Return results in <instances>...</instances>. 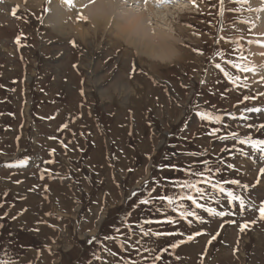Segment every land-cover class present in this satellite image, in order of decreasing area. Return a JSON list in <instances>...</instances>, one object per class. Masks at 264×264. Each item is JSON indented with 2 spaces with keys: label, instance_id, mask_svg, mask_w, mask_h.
Instances as JSON below:
<instances>
[{
  "label": "rangeland",
  "instance_id": "obj_1",
  "mask_svg": "<svg viewBox=\"0 0 264 264\" xmlns=\"http://www.w3.org/2000/svg\"><path fill=\"white\" fill-rule=\"evenodd\" d=\"M178 1L185 9L175 6ZM178 1L164 4L168 10H158L156 0L147 4L159 11V25L160 17L168 14L173 32H162L177 38L176 50L186 54L180 60L175 53L174 60L165 63L136 52L127 39L112 37L107 29L98 28L97 37L91 34L85 43L72 37L71 28H93L73 6L59 16L73 33L68 39L49 30L48 23L36 38L30 23L24 28L29 47L24 55L18 54L14 44L23 34L25 20L11 13L15 5L21 14L34 9L26 7L25 0L19 4L0 0L5 4L0 7V261L117 264L124 257L153 264L152 258L159 255L155 264H264V218L258 210L264 204V175L243 161L230 160L233 152L228 151L223 160V145L213 141L212 129L224 130L223 123L229 125V138L236 133L239 101L226 93L207 55L218 46L237 54L253 47L264 54V48L250 43L256 19L264 23V0H225L223 13L219 0H197L198 8L188 0ZM115 4L113 19H128L130 9L142 13L143 8L154 16L144 2L133 7L120 0ZM152 23L155 28L154 18ZM218 36L222 39L217 44ZM72 38L80 45L76 50L69 48ZM73 63H79L80 74L72 71ZM23 73L26 79L21 80ZM229 86L234 92L242 89ZM199 96L204 108L198 113L212 118L195 115ZM218 100L223 103L215 107ZM208 108L220 111L227 121H217ZM226 147L243 154L247 149ZM80 150H86L87 158L76 166ZM21 160L26 163L20 164ZM237 165L241 168L233 172ZM197 180L208 181L197 185L202 193L179 186ZM232 180L240 183H227ZM133 190L137 195L131 197ZM228 191L244 200L243 210L239 201H229ZM186 194L226 215H209L191 201L179 199ZM158 196H171L174 203ZM142 199L151 203L141 205ZM187 212L203 222L181 216ZM141 228L175 235L144 236ZM180 240L186 242L170 247Z\"/></svg>",
  "mask_w": 264,
  "mask_h": 264
},
{
  "label": "bare ground",
  "instance_id": "obj_2",
  "mask_svg": "<svg viewBox=\"0 0 264 264\" xmlns=\"http://www.w3.org/2000/svg\"><path fill=\"white\" fill-rule=\"evenodd\" d=\"M6 1L11 2V3L12 2L16 3V2H19L20 0H6ZM25 1L27 2L26 7H28V8L31 7L33 9H38L41 2L46 1L48 3V7H47L48 12L46 13V16H45L46 22L50 24L51 28L55 29V34L61 36L62 38L64 37V38L68 39V37L71 36L70 34L75 33L74 36H72V37H76L85 43L90 38L91 34H93L92 35L93 38L94 37L96 38L98 35V32H99L98 28H100V29L102 28L105 32H106V29L111 31L109 34L112 35V37L114 36L115 38H119V39H127V45L131 46L133 49H135L136 52L148 57L149 59H151L153 61H159V62L167 63V61L169 62V61H172V59L174 60V57L176 56L175 53L180 55L179 56L180 60L183 58L184 55H186L184 52H180V51L176 50L179 48V47L175 48L176 43H177V40H176L177 38L175 39V37H172V35L169 36V35L164 33L167 30H169V32H173L172 26H170L169 23H167L168 19L166 20V16H168V14L163 16V17H160V19L162 21V25H159L157 20H156L157 16L159 15V14L157 15V13L159 11L153 9V7H151L150 5H147V6L152 10V13L154 16H150V14L147 13V9H145V8H143L144 12H142V13H141V10H138L139 13H136L130 9L129 10L130 17L129 18L127 17L128 19H123V20L120 19L119 20L117 18V16H116V19H113L111 16L112 10L117 9V8H114L117 0H98V3H96V4H92L91 3L92 0H86L87 9H86L85 17L89 20V23L87 22L88 24H90L89 27H91V28L93 27V28L91 30H88V31L85 30L86 27H85V29H81L78 27L77 28H71V31H74L72 33L70 31H68L67 27L65 25H63V23L60 21L59 16H61V18H62L63 12L60 9L61 8L60 6H59L60 7L59 8V7H57V5L55 3H53V2H56L59 0H25ZM150 1L154 2V0H150ZM88 2L91 4H88ZM120 2L121 3L124 2V4H126V6L130 5L131 7H133L135 4L136 5H138L139 3L142 4L143 1L142 0H120ZM67 6H69V5H67ZM175 6L183 7V9H185L184 4L179 3V1L177 4H175ZM74 7H78L80 9H85L83 7V5H74ZM185 7H186V5H185ZM252 7H255V6H252ZM256 7H258V5H256ZM160 9L168 10L166 5H163L158 10H160ZM180 9H182V8H180ZM184 11H186V10H184ZM82 14H84V12H82ZM125 14H126V12H125ZM180 14H181V12H180ZM115 15H117V14H115ZM118 15H119V13H118ZM133 15H137V16H133ZM226 15H227V13H226ZM153 18L156 21L155 26H154L155 28H152L153 27V23H152ZM80 24H81V22H80ZM74 25H73V27H74ZM108 25H110L109 28H107ZM76 26L77 25H75V27ZM156 28H160V31L156 30ZM162 31H164V32H162ZM114 32L116 33L115 35H113ZM107 33H108V31H107ZM131 34H132L133 38L130 36ZM253 34H255V37L251 39V41H250L251 44L253 46L264 45V23H260V21L258 19H256V22L254 23ZM155 38H157V39L155 40ZM178 44H180V43H178ZM261 47L264 48V46H261ZM258 49H260L259 46H258ZM259 53H261V52H259ZM190 57H192V56H190Z\"/></svg>",
  "mask_w": 264,
  "mask_h": 264
},
{
  "label": "snow or ice",
  "instance_id": "obj_3",
  "mask_svg": "<svg viewBox=\"0 0 264 264\" xmlns=\"http://www.w3.org/2000/svg\"><path fill=\"white\" fill-rule=\"evenodd\" d=\"M64 2L66 4H68L69 6H72L73 4V0H64ZM144 2V5L145 7L147 6L148 4V0H143ZM188 2L194 7V8H198L199 5L197 3V0H188ZM232 2L234 3H247V0H232ZM177 3V0H156V5L157 7H162L164 4H175ZM219 4H220V10H221V13H223V11H225V8H224V4H225V0H219ZM228 11H234L235 9H227ZM12 15H16V10L14 9L13 12H12ZM81 19H86V17H80ZM19 40V38H17V41ZM261 46H264V45H261ZM218 55H220V53H217ZM232 66L235 67V68H239L242 72H251V71H254V68L252 67H242L240 64L238 63H235L234 61L232 62ZM217 68H220V65L217 64L216 65ZM223 71V69H221ZM225 75H229L227 72H225ZM237 80L240 79V77H236ZM245 79H247V77H245ZM262 79H264V77H262ZM245 99H255V97H245ZM246 111L248 112H262L264 111V109H261V108H258V107H255V108H248L246 109ZM201 116V119H210L212 118L210 116V114H207V113H200L199 114ZM217 121L219 120V118L217 117L216 118ZM247 127L249 128H252V127H255L254 125L252 124H248ZM259 128L260 129H264V124H260L259 125ZM215 133H213L214 135ZM233 138H236L237 134L233 133L232 134ZM220 139H224V137H220ZM240 143L241 144H249L253 149H256L258 150L260 153H264V139H253L251 136H246L244 139H241L240 140ZM247 155V154H245ZM20 164H25L26 161L25 160H21L19 161ZM168 167H171L173 169L176 168L175 165H169ZM231 167V165H230ZM131 171V169L129 170ZM261 172H264V169H261ZM196 175H203L202 173H197ZM208 181H204V180H197L196 182H184L183 184H180L179 186L181 188H188V189H191L193 191H195L196 193H202L203 190L201 188H199L197 185L200 184V183H206ZM227 183H231V184H239L240 182L238 180H232V181H227ZM213 188H218V191L223 193L225 192V189L223 187H218V185H212ZM247 187V186H245ZM137 195V192L135 190H133V192L131 193V196L134 197ZM227 197L229 199V201H239V206L241 208V210L244 209L245 207V203H244V200L241 199L240 197L236 196L232 191H228L227 192ZM131 197H129L130 199ZM159 200L161 201H167V203L169 205H172L174 203V199L173 197L171 196H158L157 197ZM179 199L183 200V199H187L189 201H191L193 204L196 205V207L198 208H204V210L209 214V215H212V216H224L226 215L225 212H218L216 209L214 208H211V207H208V208H205V206L203 204H200L198 203L197 199L191 195V194H186V195H183L181 197H179ZM151 203V200L150 199H142L139 201V204L141 205H147ZM260 213H261V218H264V204H262L261 208L259 209ZM181 216L184 217V218H187V216H194L197 220H200L201 222L202 221V218L197 216L194 212H187V213H181ZM14 218V217H13ZM168 222H172L171 221V218H168ZM144 223H148V224H151V223H154V221H151V220H145ZM156 223H159L158 221ZM247 227V225H244L241 227V231L244 230V228ZM116 231H119V229H116ZM141 231L143 233L144 236H148V235H153V236H162V235H175V233H163V232H150L148 230H145L143 228H141ZM201 233H196V235H200ZM182 235V234H181ZM92 239H95V237H93ZM92 239H89L87 242L89 244L92 243ZM105 239H113V237H105ZM188 240H192L193 237L192 236H188L187 237ZM186 241L184 240H180L178 241L177 243H173L170 245L171 248H176L178 247L180 244H183L185 243ZM128 241L126 240L125 241V244H127ZM140 241H136V244H139ZM121 247H124V245H121ZM131 247L135 248L136 245H132ZM106 251L109 252V255H112V256H116L117 253L115 252H112L111 250H108V249H105ZM125 251H127V248H125ZM144 251H149V249H144ZM162 251H167V248L163 249ZM137 252H139V249H137ZM96 259H100V257H96ZM144 259H147V257H144ZM161 259V257L158 255V256H154L152 258V261H153V264H155V262L157 260ZM0 264H12L11 261H0ZM117 264H137V261L134 260V259H125L124 257H120Z\"/></svg>",
  "mask_w": 264,
  "mask_h": 264
},
{
  "label": "crops",
  "instance_id": "obj_4",
  "mask_svg": "<svg viewBox=\"0 0 264 264\" xmlns=\"http://www.w3.org/2000/svg\"><path fill=\"white\" fill-rule=\"evenodd\" d=\"M23 263H24V262H21V261H20V262H17V263H15V264H23Z\"/></svg>",
  "mask_w": 264,
  "mask_h": 264
}]
</instances>
